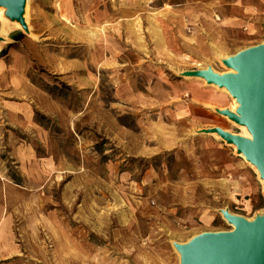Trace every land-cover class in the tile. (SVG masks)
<instances>
[{"label":"rangeland","instance_id":"374dc122","mask_svg":"<svg viewBox=\"0 0 264 264\" xmlns=\"http://www.w3.org/2000/svg\"><path fill=\"white\" fill-rule=\"evenodd\" d=\"M239 2L249 6L29 0L30 33L3 27L0 48L17 36L31 43L29 89L0 79V164L32 195L28 217L15 218L30 264H180L175 245L233 229L222 212L264 217L260 176L203 132L241 134L218 113L232 97L187 76L223 75V60L264 43V22L249 27L233 16ZM28 98L23 132L3 106Z\"/></svg>","mask_w":264,"mask_h":264},{"label":"water","instance_id":"95a60500","mask_svg":"<svg viewBox=\"0 0 264 264\" xmlns=\"http://www.w3.org/2000/svg\"><path fill=\"white\" fill-rule=\"evenodd\" d=\"M26 0H0L6 16L26 30L23 12ZM234 73L215 74L211 69L187 73L201 78L208 85L225 88L239 107L236 114L219 111L230 121L244 126L251 140L208 129L205 134H217L227 144L236 146L237 153L258 169L264 181V43L247 48L223 61ZM264 191V190H263ZM234 229L228 232L203 233L184 245H175L180 264H264V217L248 222L222 212Z\"/></svg>","mask_w":264,"mask_h":264},{"label":"crops","instance_id":"0c3cea01","mask_svg":"<svg viewBox=\"0 0 264 264\" xmlns=\"http://www.w3.org/2000/svg\"><path fill=\"white\" fill-rule=\"evenodd\" d=\"M251 1L246 0L249 5L247 8L245 5L243 7L240 6V2L236 3L237 8L233 11V16L236 15V19L240 21L239 23L246 24L249 27L254 26V24L250 23L254 20H258L259 24L264 22V0H257V4L254 6H252ZM30 44L27 38L17 36L14 40L7 43L5 47L0 48V53L6 52L0 58V79L6 78L8 88L14 92L21 86L23 89H29L28 86L26 87L22 74L27 69L29 59L26 51L31 49ZM7 60L11 63L8 66L6 65ZM3 108L8 123H20L23 132L29 128L32 119L29 98L20 102L7 101ZM20 150L24 154L28 153L27 149L25 150V146L21 145L17 152ZM28 159L23 158V163H26ZM31 196L24 187L14 184L6 178L4 167L0 164V264H30L25 258V253L22 255L21 246L15 238L16 229L21 227L16 224L15 218L17 216L21 219L28 217L26 213H29V211L26 212L23 206ZM26 207L28 208V206Z\"/></svg>","mask_w":264,"mask_h":264},{"label":"bare ground","instance_id":"6f19581e","mask_svg":"<svg viewBox=\"0 0 264 264\" xmlns=\"http://www.w3.org/2000/svg\"><path fill=\"white\" fill-rule=\"evenodd\" d=\"M28 8H29V0H26V2H25V6H24V12H23V20H24V23H25V25H26V30H25V32L26 33H30L29 32V26H28V22H27V11H28ZM5 8H3V7H0V32L3 30V27L5 26V27H8V26H13L16 30H18V31H20L21 29H22V27H21V25L17 22V21H15V20H6L4 17H3V15L5 14ZM23 30V29H22ZM223 60V59H222ZM224 61V60H223ZM213 71V70H212ZM214 73V72H213ZM225 73H234L231 69H228L227 68V70H226V72ZM198 79H200V80H204V79H201V78H198ZM210 86H213V87H216V86H214V85H210ZM216 88H218V87H216ZM219 90H221V91H223V92H225V93H227V94H229L228 93V91L225 89V88H218ZM238 107H239V105H238V103L236 102V100L234 99V98H232V104H231V107L229 108V110L228 111H230L231 113H234V114H236V111H237V109H238ZM224 118H226L227 119V117L226 116H223ZM239 128H240V130H241V134H239L238 136H240V137H243V138H245V139H248V140H251V135H250V133L247 131V129L244 127V126H239ZM231 146L234 148V149H236V146L235 145H232L231 144ZM240 158H244L243 157V155L242 154H239L238 155ZM252 168H253V170L255 171V173H257L258 175H259V172H258V169L255 167V166H253L252 165ZM261 182H262V186H263V189H264V181L263 180H261ZM234 229V228H233Z\"/></svg>","mask_w":264,"mask_h":264},{"label":"trees","instance_id":"16d2710c","mask_svg":"<svg viewBox=\"0 0 264 264\" xmlns=\"http://www.w3.org/2000/svg\"><path fill=\"white\" fill-rule=\"evenodd\" d=\"M5 54H6V52L0 53V58H2Z\"/></svg>","mask_w":264,"mask_h":264}]
</instances>
